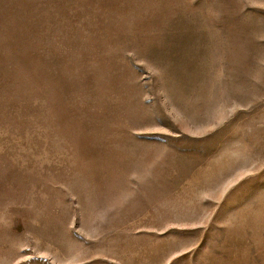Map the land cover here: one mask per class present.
<instances>
[{"label": "rangeland", "instance_id": "1", "mask_svg": "<svg viewBox=\"0 0 264 264\" xmlns=\"http://www.w3.org/2000/svg\"><path fill=\"white\" fill-rule=\"evenodd\" d=\"M0 264H264V0H0Z\"/></svg>", "mask_w": 264, "mask_h": 264}]
</instances>
